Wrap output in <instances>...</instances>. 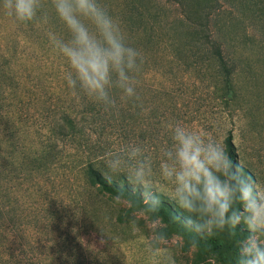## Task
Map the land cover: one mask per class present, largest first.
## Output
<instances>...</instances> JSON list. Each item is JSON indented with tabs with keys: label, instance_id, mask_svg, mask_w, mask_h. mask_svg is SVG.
<instances>
[{
	"label": "rangeland",
	"instance_id": "obj_1",
	"mask_svg": "<svg viewBox=\"0 0 264 264\" xmlns=\"http://www.w3.org/2000/svg\"><path fill=\"white\" fill-rule=\"evenodd\" d=\"M99 2L115 7L121 3ZM48 3L47 12L40 14L47 15V23H20L0 9V264H156L145 250L152 221L142 212L120 223L115 216L128 204L89 200L87 211L90 204H99L103 211L95 218L84 214L85 203L78 202L75 159L88 155V138L60 143L61 161L47 174L11 165L21 150L14 144H20L25 133L32 148L38 146L50 115L58 118L67 107L88 115V97L69 87L68 62L49 40V32L63 39L69 33ZM107 10L114 17V11ZM171 11L176 13V7ZM178 18L172 19V26ZM212 28L237 67L243 103L227 106L215 101L211 89L216 86L217 69L202 48L200 66L192 75L175 60L149 76L140 70L136 122L127 130L111 129L110 143L113 150L139 146L138 158L151 161L160 181L162 153L172 143L173 125L216 136L223 144L231 131L240 164L264 185V0H221ZM175 30L163 33L170 42L163 48H175L182 56L188 43L183 36L189 29L185 25ZM163 74L172 82L170 91L161 87ZM168 247L175 264L221 263L218 254L197 262L195 249L184 250V240L177 235L168 238Z\"/></svg>",
	"mask_w": 264,
	"mask_h": 264
},
{
	"label": "clouds",
	"instance_id": "obj_2",
	"mask_svg": "<svg viewBox=\"0 0 264 264\" xmlns=\"http://www.w3.org/2000/svg\"><path fill=\"white\" fill-rule=\"evenodd\" d=\"M52 5L69 33L68 39L48 33L68 62L65 79L69 87L106 109L116 106L112 89L135 97L143 54L128 43L120 22L99 0H52ZM0 9L20 23L48 22L47 15H40L42 0H0ZM171 134L172 143L162 153L160 181L151 161L138 158L141 148L128 144L105 154L106 182L113 184L124 176L152 213L159 211L161 197H168L187 214L184 220L197 234L228 231L235 236L237 228L246 231L235 241L234 264H264V185L231 160L216 136L179 123L171 127ZM132 223L137 231L135 220ZM150 232L151 238L145 241L147 254L156 264H175L158 217Z\"/></svg>",
	"mask_w": 264,
	"mask_h": 264
},
{
	"label": "trees",
	"instance_id": "obj_3",
	"mask_svg": "<svg viewBox=\"0 0 264 264\" xmlns=\"http://www.w3.org/2000/svg\"><path fill=\"white\" fill-rule=\"evenodd\" d=\"M120 1L121 3L116 7L109 3L104 7L114 11L113 16L120 22L128 43L142 52V72L144 70L149 76L156 71V68L169 66L175 60L181 69L187 68L188 73L192 75L194 70H197L196 67L200 66L201 54L199 53L204 48L214 59L217 69L216 86L211 89L215 101H220L227 106L243 103L241 91L236 83L237 67L230 55L225 52L218 34L212 28V21L221 9V0ZM48 2L52 0H45L41 13L47 12ZM173 7H176V13L171 11ZM176 17H179L175 22L176 25L172 26L171 21ZM185 25L189 30L188 35L183 36L188 41L184 54L179 56L175 48H163L165 44L170 43L166 40V34L163 33H169V31L176 33L177 26ZM163 76L161 87L170 91L173 87L172 82L166 78V75L163 74ZM138 87L137 81L136 91ZM111 94L116 101L114 108L106 109L104 105L88 97V115L84 111L78 112L70 107L59 113L61 116L58 118L54 117V114L50 115L45 122V134L39 145L34 148L32 143L27 142L30 140L29 134L24 133L23 141L20 144H14L16 148L20 146L21 150L18 151L16 162L11 165L22 171L47 174L61 161L60 143L71 142L77 137L88 138V155L78 156V161L75 159L76 173L80 179L77 188L78 202L85 203L83 204L85 215L90 213L95 218L103 211L99 204H90L91 210L87 211L89 200L94 203L121 201L128 204V207L117 213L115 218L118 222L128 223L139 212L146 215L150 221L158 217L168 238L174 235L180 236L184 240V250L195 249L197 262H204L211 255L218 254L221 259L220 264H234L237 251L235 241L247 235L246 231L241 232L240 228H237L235 236L229 235L228 231L211 235L197 234L187 226L184 220L187 214L182 212L174 202L161 197L159 211L152 213L147 210L139 190L133 191L124 176L118 177L113 184L106 182L105 154L114 151L110 143L114 135L112 136L110 130L121 127L126 129L132 126L136 122L137 107L136 96L127 98L119 89H112ZM224 145L231 160L234 163H240L231 131L225 138ZM244 169L251 174L248 169L245 167ZM117 197H120L119 201ZM240 227L242 228L243 225Z\"/></svg>",
	"mask_w": 264,
	"mask_h": 264
}]
</instances>
